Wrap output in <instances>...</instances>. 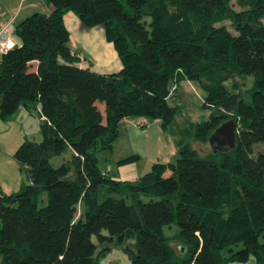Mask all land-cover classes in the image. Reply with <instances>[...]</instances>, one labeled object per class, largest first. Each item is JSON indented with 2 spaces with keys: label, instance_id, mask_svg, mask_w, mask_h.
<instances>
[{
  "label": "trees",
  "instance_id": "obj_1",
  "mask_svg": "<svg viewBox=\"0 0 264 264\" xmlns=\"http://www.w3.org/2000/svg\"><path fill=\"white\" fill-rule=\"evenodd\" d=\"M44 1L49 11L16 23L0 55V119L20 106L40 118L39 140L12 153L28 183L0 190V264H101L111 246L130 264H264V0ZM67 12L102 26L116 72L78 66ZM183 81L198 84L206 119L169 104ZM132 116L158 120L175 159L120 180L97 153ZM226 120L232 149L191 146Z\"/></svg>",
  "mask_w": 264,
  "mask_h": 264
},
{
  "label": "rangeland",
  "instance_id": "obj_2",
  "mask_svg": "<svg viewBox=\"0 0 264 264\" xmlns=\"http://www.w3.org/2000/svg\"><path fill=\"white\" fill-rule=\"evenodd\" d=\"M32 5H34L36 9L32 11L29 10L30 12L24 14V11L30 9ZM232 6L233 8L237 9V7L233 4ZM19 7L21 11L18 14L16 20H14V22L11 24V26H14L20 20L33 12L47 13L49 10V6L45 3L44 0H34L33 2L32 0H20L18 9ZM46 7H48V10L46 9ZM8 8L10 12H12V10L14 9L11 3L9 4ZM70 18H75L77 22H79V20L72 12H67L64 16L66 26L73 33L75 31V27L71 23ZM94 27L95 31L91 33L90 39L98 37L99 33V40H105L102 26L97 25ZM90 32H92V30ZM105 43H107L109 47L102 46L99 48V51L101 53V60L103 58L104 60H107V62H110L112 59H115L117 62H119L116 53L111 47V43L107 41ZM69 45L72 48L71 40H69ZM83 57H85V55H83ZM82 65H84V67H88V60L86 59L85 61H83ZM235 80L239 82H245L244 86H248L250 84L249 77H246L244 79L235 77ZM173 92V95L168 100L169 104L180 105L181 113L185 115L191 122L195 123L207 118L210 110L201 106L203 93L199 89V86L196 82L183 81L178 86H176V90H173ZM127 120L134 123H132L133 127L128 125L125 120H120V122L118 123L119 134H117V137L112 143L110 149L102 150L97 153V156L99 158L98 167L100 169L105 168L107 164H110L114 171V175H116L118 179L134 180L148 171L151 163L154 161H174L175 146L170 136L160 129L158 120L137 116L129 117L127 118ZM142 120H145L147 123L142 124ZM178 120L181 121L180 116L178 117ZM191 146L200 154H206L211 151V147L207 143L191 141ZM258 148H261V146H258ZM133 154L137 155L138 158L133 161L123 163L122 165H116L118 158L123 157V155H125L124 157H127ZM105 159H109L110 162L106 161ZM57 162H59V158L52 159L53 165H57ZM117 168H119L120 170H122L123 168L124 170L123 174H121L120 176L117 175ZM173 229H175V225L171 224V231H173ZM164 231L166 233L169 232L167 227H164ZM99 262L101 264H130L126 253L119 246H111L110 250L105 251L102 255L99 256Z\"/></svg>",
  "mask_w": 264,
  "mask_h": 264
},
{
  "label": "crops",
  "instance_id": "obj_3",
  "mask_svg": "<svg viewBox=\"0 0 264 264\" xmlns=\"http://www.w3.org/2000/svg\"><path fill=\"white\" fill-rule=\"evenodd\" d=\"M20 0H0V29L9 24L12 28L11 24L16 20L18 14L21 9L18 4ZM34 0H32L33 2ZM13 5L14 9L12 12L9 11V4ZM40 8V7H39ZM36 9L34 5L27 11H24V14ZM48 10V7H46ZM30 10V11H29ZM49 11V10H48ZM66 14V13H65ZM63 15V23L69 32V39L72 43V49L76 50L80 54V62L78 66L84 67L82 62L86 59L88 60V67L92 70L99 73H112L116 72L120 68V62H117L115 59L107 62L102 58L99 48L102 46L109 47L106 40H99L98 37L92 38L91 33L95 30V27L85 28L83 27L75 18H70L71 23L75 27V31L72 33L66 26L64 16ZM92 30V32H90ZM93 35V34H92ZM101 35V32H100ZM96 39V40H93ZM112 47V46H111ZM83 48V49H82ZM113 49V48H112ZM82 54V55H81ZM85 55V57H83ZM34 64V63H33ZM39 120L40 118L34 114V111H30L28 108L20 106L17 110L7 119H0V190L9 193L12 191L18 190L22 185L28 183V179L26 178V174L23 170H21L16 162L12 159V153L17 147V145L24 139H32L39 140ZM126 123L133 127V122H129L127 118H123ZM147 123L145 120H142ZM133 123V124H132ZM144 123V124H145ZM119 134V133H118ZM120 157L117 159V164L124 157ZM110 162L109 159H105ZM126 163V162H125ZM102 171H107L112 174L115 178L114 171L110 164H107L105 168H101ZM123 168L120 170L117 168V175L123 174ZM118 179V178H117ZM124 180V179H120ZM126 180V179H125ZM135 180V179H134ZM132 181V180H129ZM227 264H256L253 257H248V259L244 262H229Z\"/></svg>",
  "mask_w": 264,
  "mask_h": 264
},
{
  "label": "water",
  "instance_id": "obj_4",
  "mask_svg": "<svg viewBox=\"0 0 264 264\" xmlns=\"http://www.w3.org/2000/svg\"><path fill=\"white\" fill-rule=\"evenodd\" d=\"M212 152L232 149L235 144L234 123L232 120L221 122L208 136Z\"/></svg>",
  "mask_w": 264,
  "mask_h": 264
},
{
  "label": "built area",
  "instance_id": "obj_5",
  "mask_svg": "<svg viewBox=\"0 0 264 264\" xmlns=\"http://www.w3.org/2000/svg\"><path fill=\"white\" fill-rule=\"evenodd\" d=\"M15 46V42L12 39V30L9 24L4 25L0 29V55L7 50L12 49ZM144 124V121H141Z\"/></svg>",
  "mask_w": 264,
  "mask_h": 264
}]
</instances>
